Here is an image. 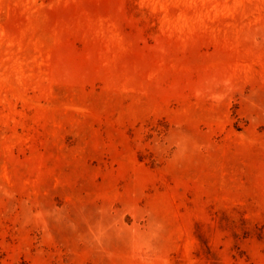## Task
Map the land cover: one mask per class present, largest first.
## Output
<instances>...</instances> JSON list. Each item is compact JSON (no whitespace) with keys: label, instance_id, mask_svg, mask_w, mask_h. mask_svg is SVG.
I'll return each mask as SVG.
<instances>
[{"label":"rangeland","instance_id":"1","mask_svg":"<svg viewBox=\"0 0 264 264\" xmlns=\"http://www.w3.org/2000/svg\"><path fill=\"white\" fill-rule=\"evenodd\" d=\"M0 264H264V0H0Z\"/></svg>","mask_w":264,"mask_h":264}]
</instances>
